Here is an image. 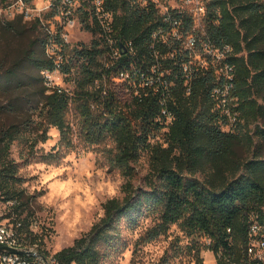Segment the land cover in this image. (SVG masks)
Returning <instances> with one entry per match:
<instances>
[{
    "label": "trees",
    "instance_id": "16d2710c",
    "mask_svg": "<svg viewBox=\"0 0 264 264\" xmlns=\"http://www.w3.org/2000/svg\"><path fill=\"white\" fill-rule=\"evenodd\" d=\"M94 1L80 0L75 12L92 33L91 44L71 45L59 24L52 32L39 18L17 15L2 21L5 31L24 22L36 30L42 49L28 52L24 61L38 70L42 90L26 109L14 102L0 105V115L15 116L0 125V199L13 203L15 211L29 204L12 148L24 143L28 156L36 158V147L48 140L51 127L61 132L63 142L70 141L73 110L87 142L109 138L116 143L110 164L124 175H134L142 152L151 151L156 160L149 190L106 203L105 216L89 232L52 256L58 264H104L120 246L121 222L134 225L147 214L159 219L152 236L178 225L192 240L206 239L217 264H264V251L259 255L255 245L264 240V158L255 154L240 163L236 153L245 126L264 119V0H207L201 28L182 16L181 32L197 35L195 51L167 35L172 26L151 1L102 0L100 7ZM7 2L0 0L4 8ZM61 11L55 8L45 21ZM207 46L224 55L209 54ZM19 66L0 70V91H19ZM56 70L73 90L49 85L44 72ZM254 134L264 140V127ZM159 137L167 148L154 143ZM42 158L61 159L59 153ZM201 170L204 180L187 175ZM13 223L21 224L25 246L39 244L28 217ZM255 225L261 226L257 233ZM196 249H191L196 264H204ZM38 250L50 256L40 244Z\"/></svg>",
    "mask_w": 264,
    "mask_h": 264
},
{
    "label": "rangeland",
    "instance_id": "374dc122",
    "mask_svg": "<svg viewBox=\"0 0 264 264\" xmlns=\"http://www.w3.org/2000/svg\"><path fill=\"white\" fill-rule=\"evenodd\" d=\"M37 3L46 5L48 1L38 0ZM3 19L13 18L0 4V70L20 63L21 87L19 91L8 94L0 91V105L14 102L26 109L36 103L42 83L38 70L24 58L28 52L40 51L42 47L30 23L24 22L26 26L5 31L2 28ZM63 29L64 39L71 45L91 44L94 39L77 18L66 22ZM52 79L54 85L73 90V84L67 83L62 74L55 72ZM14 117L10 113L0 115V125L12 122ZM33 119L37 121V115H33ZM69 120L70 141L63 142L61 132L51 127L48 140L36 147V158L28 156L24 143L14 144L11 156L19 164L23 188L30 197L29 204L15 211L13 203L0 199V220L13 223L15 218L28 217L33 235L38 236L39 244L49 257L72 246L89 232L105 216L106 203L113 199L122 202L129 193L149 190L154 178L156 159L151 156V151L142 152L139 160L133 164L134 175L126 176L110 164L111 157L117 151L112 139L91 144L84 137L81 118L73 110ZM231 120L234 122V119ZM256 127H264V119H256L248 127L245 126L236 147L240 163L253 158L255 154L264 158V140L254 134ZM245 133L253 139L248 140ZM153 141L164 148L168 147V143L160 137ZM52 153H59L61 159L43 160V155ZM187 175L204 180L206 171ZM158 222L154 214L143 215L134 225L122 221L120 246L111 252L104 264H196L192 247L200 249L204 264H217L214 253L206 249L208 241L204 238L192 240L178 225H173L167 233L152 236L150 231ZM39 244L34 245L36 249Z\"/></svg>",
    "mask_w": 264,
    "mask_h": 264
},
{
    "label": "built area",
    "instance_id": "2783aa9c",
    "mask_svg": "<svg viewBox=\"0 0 264 264\" xmlns=\"http://www.w3.org/2000/svg\"><path fill=\"white\" fill-rule=\"evenodd\" d=\"M38 0H8L5 10L8 12L10 18H14L17 15H22L25 20H35L40 19L42 22H46L51 26L52 32H55L57 24L62 28L61 36L63 35L64 24L72 19H79L75 13L78 7L80 6V0H62V4H58L59 0H47L46 5H40L37 3ZM151 1L155 4L159 14L166 23L171 24V29L168 31L167 35L176 37L178 39H183L184 46L189 50L197 49V35L194 32L184 35L180 28V18L182 16H188L194 19L195 28H201L202 24L205 21V18L208 14V3L207 0H146ZM94 4L96 7L102 5V0H95ZM55 8H60L62 11L54 16V18H49L45 21L46 15L50 14ZM80 22V20H79ZM81 23V22H80ZM155 37L159 36L158 33L154 34ZM231 48L227 47L226 51H230ZM206 51L209 54L217 55L222 57L224 52L221 50L212 51L210 47H206ZM51 54H56L55 49H50ZM195 59L201 60V56L196 54ZM55 72H59L56 70ZM55 72L45 71L44 75L48 79L49 85L53 84L52 75ZM226 103L224 99L222 101ZM234 119V117H231ZM21 224L15 225L7 220H0V244L10 247V248H29L35 251V255H21L18 253L0 251V264H48L40 256H38V247L35 246H25L21 240V235L19 233V227ZM261 230V226L255 225L253 231L257 233ZM259 248L258 254L261 255L264 251V240L261 239L255 244ZM253 248L250 249V252H253ZM50 264H58L53 257H47Z\"/></svg>",
    "mask_w": 264,
    "mask_h": 264
},
{
    "label": "water",
    "instance_id": "95a60500",
    "mask_svg": "<svg viewBox=\"0 0 264 264\" xmlns=\"http://www.w3.org/2000/svg\"><path fill=\"white\" fill-rule=\"evenodd\" d=\"M0 251H5V252H12V253H18V254H21V255H35V251L29 249V248H23V249H20V248H10V247H7V246H4V245H1L0 244ZM38 256H40L44 261H46L48 264H50L47 256L41 252H38L37 253Z\"/></svg>",
    "mask_w": 264,
    "mask_h": 264
}]
</instances>
